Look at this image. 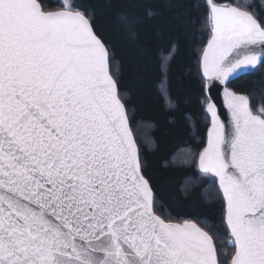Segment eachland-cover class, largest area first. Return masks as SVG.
<instances>
[{
	"label": "snow or ice",
	"instance_id": "snow-or-ice-1",
	"mask_svg": "<svg viewBox=\"0 0 264 264\" xmlns=\"http://www.w3.org/2000/svg\"><path fill=\"white\" fill-rule=\"evenodd\" d=\"M205 6L206 85L264 65V17ZM223 96L230 122L209 97L199 169L222 193L230 264H264V110ZM0 264H222L208 231L158 213L109 48L74 0H0Z\"/></svg>",
	"mask_w": 264,
	"mask_h": 264
},
{
	"label": "trees",
	"instance_id": "trees-1",
	"mask_svg": "<svg viewBox=\"0 0 264 264\" xmlns=\"http://www.w3.org/2000/svg\"><path fill=\"white\" fill-rule=\"evenodd\" d=\"M216 2L241 7L247 3L246 10L264 17V0ZM74 3L91 18L94 31L109 48L112 74L158 213L176 222H196L212 235L222 264H229L233 248L224 246L230 235L223 220L222 195L212 176L207 175L213 181L198 178L196 164L209 126L200 70V55L210 38L205 0ZM45 6L58 9L56 0H45ZM125 19L133 20L134 27L122 23ZM228 87L247 96L253 112L264 110V65Z\"/></svg>",
	"mask_w": 264,
	"mask_h": 264
},
{
	"label": "water",
	"instance_id": "water-1",
	"mask_svg": "<svg viewBox=\"0 0 264 264\" xmlns=\"http://www.w3.org/2000/svg\"><path fill=\"white\" fill-rule=\"evenodd\" d=\"M218 3V2H217ZM219 4H221V5H224V6H226V5H228V4H224V3H219ZM210 39V38H209ZM208 39V40H209ZM207 43H208V41H207ZM207 43H206V45L204 46V48H203V50L205 49V47L207 46ZM203 50H202V52H201V55H200V70H201V76H202V78H203V80H204V90H205V95H206V98H207V102H208V98L210 97L211 98V100L217 105V109H218V112H219V114H220V116H221V118L225 121V122H230V113H228V111H227V108H226V105H225V103H224V96H223V93H224V88L225 87H227L230 91H233V92H235L234 90H232L230 87H228V85L232 82V81H234L235 79H237L239 76H241V75H243V74H245V73H247V72H249V71H251V70H254L255 68H257L259 65H257L255 68H253V69H250V70H247V71H242L238 76H236L235 78H230V80L228 81V82H226V84H221L220 82H218V81H215V82H213V86H211V88H209L207 85H206V83H205V78H204V76H203V69H202V54H203ZM119 90V89H118ZM235 93H237V92H235ZM237 94H239V95H243V96H245L244 94H240V93H237ZM120 96V95H119ZM247 99H248V97L247 96H245ZM248 103H249V107H250V109H251V105H250V101H249V99H248ZM206 105H207V103H206ZM206 105H205V113H206ZM252 110V109H251ZM255 113V112H254ZM127 115H128V113H127ZM206 115H207V117H208V119H209V124H210V117H209V114H207L206 113ZM128 120H129V117H128ZM129 125H130V121H129ZM209 127V126H208ZM130 129H131V125H130ZM207 130H208V128H207ZM131 131H132V129H131ZM132 134H133V131H132ZM133 136H134V134H133ZM134 138H135V136H134ZM206 139H207V133H206ZM136 140V139H135ZM206 143V142H205ZM197 169H198V172L199 173H202V174H204L203 172H201V170L199 169V164H198V161H197ZM214 178V177H213ZM215 180H216V178H214ZM217 181V180H216ZM217 186H218V181H217ZM220 191V190H219ZM221 193V192H220ZM221 195H222V193H221ZM199 226V225H198ZM229 233V232H228ZM230 235V234H229ZM231 237V236H230ZM232 239V238H231ZM230 264V263H229Z\"/></svg>",
	"mask_w": 264,
	"mask_h": 264
},
{
	"label": "rangeland",
	"instance_id": "rangeland-1",
	"mask_svg": "<svg viewBox=\"0 0 264 264\" xmlns=\"http://www.w3.org/2000/svg\"><path fill=\"white\" fill-rule=\"evenodd\" d=\"M65 2V0H56V4H57V6H58V9H56V10H59L60 8H61V5L63 4ZM56 10H53V11H56ZM189 154H190V156H191V158H193V155H192V153H190L189 152ZM182 157H185L184 156V154L182 155ZM198 160V159H197ZM196 164H197V162H196ZM198 178L199 179H208V180H210V181H213V178L212 177H210V176H207V175H204V174H202V173H198ZM176 222V221H175ZM224 246H227L228 248H232V244H231V239L229 238V240L224 244ZM227 254V251H224V255H226ZM230 263V262H229Z\"/></svg>",
	"mask_w": 264,
	"mask_h": 264
}]
</instances>
